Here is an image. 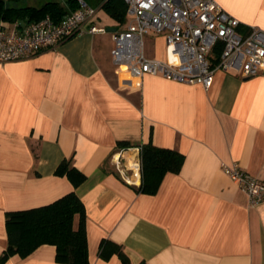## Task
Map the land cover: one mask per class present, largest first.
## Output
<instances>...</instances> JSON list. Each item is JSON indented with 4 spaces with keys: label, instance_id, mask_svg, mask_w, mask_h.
Instances as JSON below:
<instances>
[{
    "label": "crops",
    "instance_id": "0c3cea01",
    "mask_svg": "<svg viewBox=\"0 0 264 264\" xmlns=\"http://www.w3.org/2000/svg\"><path fill=\"white\" fill-rule=\"evenodd\" d=\"M27 1L6 0L33 5ZM216 2L242 30H264V0ZM95 7L92 21L105 33L83 32L0 62V254L6 211L72 190L55 172L70 159L86 175L76 192L85 205L90 264H121L114 251L100 254L103 240L120 245L133 264H264V201L250 205L221 167L237 162L264 180V75L216 69L208 87L131 77L112 62V33L121 27ZM4 21L10 28L16 22ZM144 45L147 56L166 59L165 32H148ZM147 143L184 155L180 170L166 173L154 193L126 183L113 160ZM4 264L63 263L54 245L43 244Z\"/></svg>",
    "mask_w": 264,
    "mask_h": 264
},
{
    "label": "built area",
    "instance_id": "2783aa9c",
    "mask_svg": "<svg viewBox=\"0 0 264 264\" xmlns=\"http://www.w3.org/2000/svg\"><path fill=\"white\" fill-rule=\"evenodd\" d=\"M127 21L112 33V62L125 66L129 75L145 74L208 87L216 69L242 76L264 75V30L240 28V22L216 0H124ZM75 10L55 21L50 15L38 20L16 21L10 28L0 19V62L24 59L81 34L105 33L92 21L97 8L78 0ZM165 32L166 59L146 55L144 36ZM126 158L114 155V165L128 184L141 182L142 145L129 146ZM223 172L246 193L250 205L264 201V180L237 162L222 163Z\"/></svg>",
    "mask_w": 264,
    "mask_h": 264
},
{
    "label": "trees",
    "instance_id": "16d2710c",
    "mask_svg": "<svg viewBox=\"0 0 264 264\" xmlns=\"http://www.w3.org/2000/svg\"><path fill=\"white\" fill-rule=\"evenodd\" d=\"M78 0H47L39 6L9 5L0 0V19L9 21L38 20L50 15L55 21L78 6ZM92 6L101 8L122 27L127 21V5L124 0H85ZM124 145L125 143H120ZM184 155L171 148L159 147L152 143L142 145L141 182L138 191L154 193L168 172L177 173L183 163ZM55 172L65 175L73 189L55 200L26 209L9 210L5 213L7 243L0 254V264L18 254L26 257L43 244L55 246V259L63 264H90L86 233L85 205L76 188L85 181L86 175L76 168L70 159L62 160ZM110 247L108 249L107 247ZM116 252L121 264H133L120 245L103 240L100 254L108 256ZM136 264H147L144 260Z\"/></svg>",
    "mask_w": 264,
    "mask_h": 264
},
{
    "label": "rangeland",
    "instance_id": "374dc122",
    "mask_svg": "<svg viewBox=\"0 0 264 264\" xmlns=\"http://www.w3.org/2000/svg\"><path fill=\"white\" fill-rule=\"evenodd\" d=\"M44 1L47 0H28L27 4L37 5L43 3ZM162 45H163V40L161 38L156 40V52H158V50L160 49V47H162Z\"/></svg>",
    "mask_w": 264,
    "mask_h": 264
}]
</instances>
